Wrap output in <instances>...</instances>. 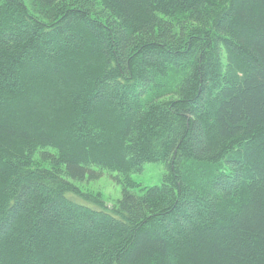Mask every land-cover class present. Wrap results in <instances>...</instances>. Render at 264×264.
<instances>
[{
    "label": "trees",
    "instance_id": "16d2710c",
    "mask_svg": "<svg viewBox=\"0 0 264 264\" xmlns=\"http://www.w3.org/2000/svg\"><path fill=\"white\" fill-rule=\"evenodd\" d=\"M28 1L0 0V264H264V0ZM103 171L113 205L77 184Z\"/></svg>",
    "mask_w": 264,
    "mask_h": 264
},
{
    "label": "rangeland",
    "instance_id": "374dc122",
    "mask_svg": "<svg viewBox=\"0 0 264 264\" xmlns=\"http://www.w3.org/2000/svg\"><path fill=\"white\" fill-rule=\"evenodd\" d=\"M28 3L29 1L26 0ZM35 164L45 166L38 156V153L34 154ZM166 172L164 163L162 162H150L146 163L143 170L139 173H134L130 177L138 184L135 189L137 192H141V188L160 184L163 180V176ZM117 174L110 171H103V175L97 180H85L78 182V186L87 193H93L100 195L109 205L115 204L122 196L123 185L127 183L123 178L115 179Z\"/></svg>",
    "mask_w": 264,
    "mask_h": 264
}]
</instances>
